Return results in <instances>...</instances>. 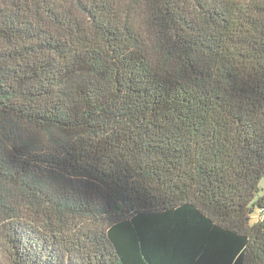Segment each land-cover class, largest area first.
Masks as SVG:
<instances>
[{"label":"trees","instance_id":"1","mask_svg":"<svg viewBox=\"0 0 264 264\" xmlns=\"http://www.w3.org/2000/svg\"><path fill=\"white\" fill-rule=\"evenodd\" d=\"M264 0H0V264H264Z\"/></svg>","mask_w":264,"mask_h":264},{"label":"built area","instance_id":"2","mask_svg":"<svg viewBox=\"0 0 264 264\" xmlns=\"http://www.w3.org/2000/svg\"><path fill=\"white\" fill-rule=\"evenodd\" d=\"M254 215H256V222L264 220V208H259L255 211ZM253 215V216H254Z\"/></svg>","mask_w":264,"mask_h":264},{"label":"rangeland","instance_id":"3","mask_svg":"<svg viewBox=\"0 0 264 264\" xmlns=\"http://www.w3.org/2000/svg\"><path fill=\"white\" fill-rule=\"evenodd\" d=\"M259 189L261 191V193H264V180L261 181V183L259 184ZM256 218V215L252 216V220Z\"/></svg>","mask_w":264,"mask_h":264},{"label":"crops","instance_id":"4","mask_svg":"<svg viewBox=\"0 0 264 264\" xmlns=\"http://www.w3.org/2000/svg\"><path fill=\"white\" fill-rule=\"evenodd\" d=\"M260 183H261V182H260ZM252 222H256V219L254 218V219L252 220V218H251V223H252Z\"/></svg>","mask_w":264,"mask_h":264}]
</instances>
